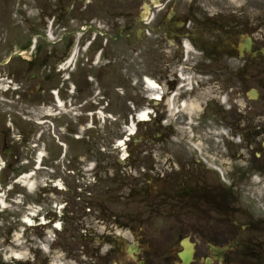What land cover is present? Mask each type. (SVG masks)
Wrapping results in <instances>:
<instances>
[{
	"label": "flooded vegetation",
	"instance_id": "1",
	"mask_svg": "<svg viewBox=\"0 0 264 264\" xmlns=\"http://www.w3.org/2000/svg\"><path fill=\"white\" fill-rule=\"evenodd\" d=\"M155 1L118 0L116 14L121 33L128 38L136 35L131 44L139 46L144 32L150 45L170 47L176 64L185 57L192 69L189 90L183 95H178L180 87L168 69L157 75L160 137L149 143L134 141L133 159L127 162L137 174L138 192L155 188L150 202L141 205L151 210L165 207L168 217L161 219L165 227L159 233L142 227L146 221L139 220L138 206L134 225L120 223L125 231L115 237L108 226L110 232L97 239L93 225L78 223L74 245L67 247L60 262L264 264V0H209L211 4L181 13L174 0L159 5ZM110 2L80 0L91 13H106ZM86 26V32L103 35L96 30L100 25L90 21ZM95 38L91 44H96ZM28 44L23 43L25 49ZM90 52V67L101 62L100 67L108 69L109 47L94 46ZM207 76L213 77L214 88L208 95ZM199 90L203 94L196 96ZM185 101L197 103L192 118L178 111L172 115L171 107L180 110ZM189 123V130L183 131L182 124ZM138 142L145 145L141 151L148 154L145 160L135 157ZM129 194L137 203L136 189ZM25 210L28 217L35 214L34 219L42 214L30 202ZM64 212L49 217L63 220ZM28 232L29 257L18 264H55L54 253H41L42 240L33 238L40 234L38 228ZM63 239L64 232L53 244Z\"/></svg>",
	"mask_w": 264,
	"mask_h": 264
},
{
	"label": "rangeland",
	"instance_id": "2",
	"mask_svg": "<svg viewBox=\"0 0 264 264\" xmlns=\"http://www.w3.org/2000/svg\"><path fill=\"white\" fill-rule=\"evenodd\" d=\"M174 1L180 13L211 4L209 0ZM107 4L106 13H91L80 0H0L1 194L6 206L14 205L15 197L26 204H38L37 208L42 205V214L34 220L33 227L40 234L33 238L43 241L41 253H54L55 264H61L67 247L74 245L72 227L76 222L67 219L63 242L53 244L60 232L54 230L53 223L45 225L47 228L39 225L42 217L48 218L47 213L59 215L60 210H65L66 218L75 217L79 226L84 222L86 228L93 225L97 239L110 232L108 226L115 237L125 231L118 223L134 225L136 206L139 220L146 221L142 224L146 230L159 233L165 227L161 219L168 217L165 207L151 210L141 205L150 202L151 188H155L138 192L141 185L137 174L130 166L116 162L127 151L117 141L129 137L130 125L136 120L131 119L132 114L145 106L156 109L151 101L147 104L145 96L151 93L143 84V76L157 78L168 69L172 80L181 83L174 76L181 66L174 60L173 49L162 43L150 45L151 38L144 33L139 46L131 44L137 37L121 33L116 14L118 0ZM209 10L213 14L211 7ZM90 21L100 25L103 35L80 31ZM94 37L96 44H90ZM28 42L29 48L25 49L23 43ZM94 46L109 47L108 69H102L101 62L92 64L94 68L89 66ZM67 51L68 56L61 59ZM71 53L72 62L68 58ZM76 62L77 68L72 71ZM182 72L185 76L191 73L185 66ZM212 78H206L207 95L214 93ZM10 81L18 83L20 89L9 88ZM178 95L183 94L179 91ZM157 112L156 109L151 123L136 124L135 134L127 141L131 159L134 139L144 143L159 139ZM190 124H182L181 129L186 132ZM143 142H138L135 157L145 160L148 154L141 152L145 150ZM28 173H33L29 178L32 189L23 178ZM130 189H136L137 203L129 196ZM26 216L21 205L18 210L8 208L0 213V264L28 259L30 234L22 221ZM15 253L23 256L15 258Z\"/></svg>",
	"mask_w": 264,
	"mask_h": 264
},
{
	"label": "bare ground",
	"instance_id": "3",
	"mask_svg": "<svg viewBox=\"0 0 264 264\" xmlns=\"http://www.w3.org/2000/svg\"><path fill=\"white\" fill-rule=\"evenodd\" d=\"M143 84L145 85V88H147L151 92V94H150L151 96H153V95L154 96H158L160 94V87H159L158 83L155 80H153V79H151L149 77H146V79H144V81H143ZM172 102H173V99L170 100V104ZM182 107H183V110L185 112H187L188 116H192V114L194 113V111L197 108V103L196 102L185 101V103L182 104ZM175 110H176V108H174V106L171 107V113H174ZM149 116H150V111L147 110V109H144L142 112L139 113L137 119L139 121H143V120L148 119ZM134 126H135L134 123H133V125L130 126L131 133L134 132ZM120 142H121V145H123V142L122 141H120ZM119 147H121V146H119ZM32 174L33 173H28V174H25L23 176V178L25 180V184L28 185V189H32L33 186H34L32 181L29 180V178H31ZM0 204L2 206H6V201L4 200L3 195L1 194V190H0ZM32 216H35V215L33 214ZM25 221L27 223H29V224L34 223V221H32V219H31V217H26ZM14 256L16 258H21L23 256V254L22 253L21 254L15 253Z\"/></svg>",
	"mask_w": 264,
	"mask_h": 264
}]
</instances>
